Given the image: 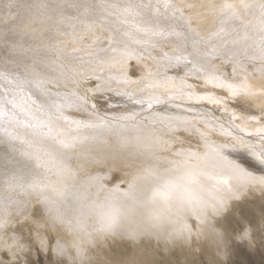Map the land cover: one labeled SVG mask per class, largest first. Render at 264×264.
<instances>
[{
    "label": "snow or ice",
    "instance_id": "obj_1",
    "mask_svg": "<svg viewBox=\"0 0 264 264\" xmlns=\"http://www.w3.org/2000/svg\"><path fill=\"white\" fill-rule=\"evenodd\" d=\"M129 144L141 170L108 188ZM0 149V264L138 184L199 239L217 192L264 190V0H0Z\"/></svg>",
    "mask_w": 264,
    "mask_h": 264
},
{
    "label": "clouds",
    "instance_id": "obj_2",
    "mask_svg": "<svg viewBox=\"0 0 264 264\" xmlns=\"http://www.w3.org/2000/svg\"><path fill=\"white\" fill-rule=\"evenodd\" d=\"M106 151L116 150L124 155L130 161L128 170L125 172L122 188L127 187V182L135 180L140 172V166L135 163L137 152L134 144L127 146L112 145L105 149ZM224 171L221 165L214 169L216 174ZM113 188L114 186H108ZM255 191L264 193V190L253 187ZM247 189H240L239 198L221 190L216 194L227 200V203L218 213H213L208 209V221L199 239L213 240V229L222 234L215 228L214 219L221 218L228 210L233 201L239 200ZM151 187L147 184H138L136 190L128 196L117 194L118 198L114 200L107 199L108 193L101 192L94 196L96 206L85 215L81 216L79 211L72 217L71 227L63 226L62 230L67 234L68 239L60 242L63 246V252L54 251L57 258L63 257L68 260V264H87L88 250L94 247L97 242H103L113 237H123L125 239L138 242L141 238L151 237L162 239L167 243L182 241L189 243L191 238L186 234H178L179 225L190 216V210L187 207L172 203L170 209L164 210L157 219L154 215L155 210L161 207L160 202L150 201ZM205 199H210L207 193H204ZM114 216V222L111 226L107 223V218ZM249 240L251 238L250 231ZM223 235V234H222ZM243 241L244 239H240ZM216 243V242H215Z\"/></svg>",
    "mask_w": 264,
    "mask_h": 264
},
{
    "label": "bare ground",
    "instance_id": "obj_3",
    "mask_svg": "<svg viewBox=\"0 0 264 264\" xmlns=\"http://www.w3.org/2000/svg\"><path fill=\"white\" fill-rule=\"evenodd\" d=\"M3 151V149H0ZM126 158L121 157L116 162L115 169L108 171L112 167L113 162L108 160L107 166L98 169L99 174H107L109 179L106 181L108 186L122 184L125 172L128 170L125 163ZM130 163V161H128ZM246 167L254 175H264V169L247 162ZM264 193L255 191L253 187H249L246 193L236 201H233L229 210L221 217L214 219V226L223 234V244L215 243L209 239H197L192 237L189 243L182 241H174L167 243L162 239L145 237L138 242H134L123 237H113L103 242H97L94 247L88 250L87 264H196L201 254L205 255L208 261L213 264H221L226 261L232 253V241L234 236L230 226V215L239 218L245 223V229L250 231L251 238L248 242L254 244V240L258 237L257 229L264 222ZM249 208L257 212L258 222L250 225L242 216V209ZM26 232V231H25ZM65 242L68 237L62 230L51 233L49 250L56 264H68L66 258H57L52 251L56 241Z\"/></svg>",
    "mask_w": 264,
    "mask_h": 264
},
{
    "label": "rangeland",
    "instance_id": "obj_4",
    "mask_svg": "<svg viewBox=\"0 0 264 264\" xmlns=\"http://www.w3.org/2000/svg\"><path fill=\"white\" fill-rule=\"evenodd\" d=\"M262 210L264 211V207ZM241 214L250 225L258 222L257 212L253 209H242ZM229 220L235 237L231 244V255L221 264H264V222L257 229L258 237L254 240V244H250L248 240H240L244 233L245 223L233 215H230ZM27 235L28 233L25 232V236ZM29 259L32 264H56L53 255L50 252L40 251L38 246L30 247L29 252L25 256V260ZM196 264L213 263L208 261L205 255L201 254Z\"/></svg>",
    "mask_w": 264,
    "mask_h": 264
}]
</instances>
